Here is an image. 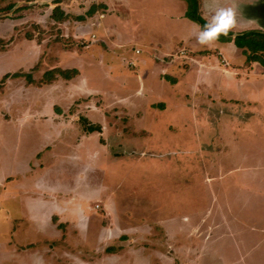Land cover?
Here are the masks:
<instances>
[{
    "label": "rangeland",
    "instance_id": "obj_1",
    "mask_svg": "<svg viewBox=\"0 0 264 264\" xmlns=\"http://www.w3.org/2000/svg\"><path fill=\"white\" fill-rule=\"evenodd\" d=\"M54 1L0 0V264H264V112L229 98L264 91L263 62H249L237 46L207 50L234 41L197 42L212 14L202 8L200 21L192 18L204 0H113L79 36L85 20L75 17L91 4L63 0L55 11ZM62 12L71 19L61 26ZM181 49L213 60H182ZM144 57L152 63L141 65ZM202 62L218 65H208L204 80ZM63 66L78 67V76L48 77ZM218 67L224 78L214 75ZM235 77L248 84L232 90ZM146 79L147 98L138 89ZM205 117L214 124L202 130ZM103 121L111 136L101 142L130 160L96 155L98 141L81 139ZM80 208L90 215L85 232L67 222L60 243L47 217L79 218ZM28 240L39 246L24 249Z\"/></svg>",
    "mask_w": 264,
    "mask_h": 264
},
{
    "label": "crops",
    "instance_id": "obj_2",
    "mask_svg": "<svg viewBox=\"0 0 264 264\" xmlns=\"http://www.w3.org/2000/svg\"><path fill=\"white\" fill-rule=\"evenodd\" d=\"M62 1L63 0H57V1H54L51 5H54V8L55 7H58V6H60L61 7V4H62ZM84 1H86V3H87V6H88V4H91V7H90V9H88L87 10V15H86V17L85 18H82V16H79V17H75L77 20H85V21H82V22H80V24H81V28H79V27H77L78 28V30H76V32H75V34H76V36H79V35H81L82 33H83V31H84V29L86 28V26L90 23V21H91V19H92V16H94L95 15V10H97L98 8H99V6L100 7H103V8H105V6H107V7H113L114 5H113V0H84ZM199 2H200V0H198ZM57 2H59L58 4H57ZM181 2V1H180ZM202 2V1H201ZM55 3H56V5H55ZM64 3V2H63ZM204 3H205V5H204ZM98 4H100V5H98ZM102 4V5H101ZM96 5H98V6H96ZM221 7H231L233 10H234V13H235V23H234V25H233V27L231 28V30H229L228 32L229 33H232L231 35H233V38H235L237 35H240V34H243V33H245V32H250V31H260V32H262V33H264V0H204V2L202 3V4H200L199 5V3H198V15L200 16V14H201V9L203 8V9H205L206 11H208L209 13H214L218 8H221ZM9 9V8H8ZM9 11H11V9L9 10ZM185 11H186V9H184L183 10V13L181 14V16L182 17H184V14H185ZM65 14V13H64ZM88 15H90V16H88ZM66 16H68V18H64V20H61V21H58L57 22V20L55 21L56 23H58V24H62V23H64V22H68L70 19H71V17H70V15H66ZM84 17V16H83ZM107 18V17H106ZM105 17L103 18V19H106ZM62 26V25H61ZM64 26V25H63ZM107 29V26H106V28H105V30ZM95 34H92L91 35V39H93V38H96V37H98L97 35H95ZM77 38V37H76ZM94 40V39H93ZM232 42V41H231ZM234 47H236V45H235V43L233 42V44L232 43H226V42H220V48L218 49V48H216V50H212V49H207V50H210V51H212V52H215V53H219V51H224V53H226V52H228V48H232V49H234ZM238 49H240V48H238ZM157 50V49H156ZM235 50V49H234ZM240 53H241V55H245L244 54V52H243V50L242 49H240V50H238ZM151 52H154V50L153 51H151ZM151 52L150 53H148L147 55L148 56H150V58H154V55L155 54H151ZM201 52H203V50H197V49H181L180 51H179V53L177 54V55H181L182 57H178V58H181L182 60H184V58H190L189 57V53H194L196 56H198L199 58H202L203 59V61L204 60H210L211 59V61L213 60V57L210 55V56H208V57H205L204 58V56H199V55H201L200 53ZM211 52V53H212ZM136 53H138V55H141L143 52H142V50H140V49H138V51L136 52ZM43 54V53H42ZM172 51H171V53H165V57H164V59H171L172 57ZM192 57V56H191ZM212 57V58H211ZM209 58V59H208ZM155 59H158V58H155ZM223 59L225 60V61H227L228 63H232V64H234V62H231L227 57H223ZM150 59H149V57H144V58H141L140 59V62H141V65H143V66H147L148 64H150V63H152V62H150L149 61ZM139 62V63H140ZM138 63V64H139ZM164 63V62H163ZM206 62H204V64H203V62H202V64H201V66H203L202 68V73H200V80H201V78H203V80H204V78H205V72H206V70H212V69H210V67H214L215 68V66H218L217 65V63H207V65L205 64ZM255 63V62H254ZM257 63V62H256ZM134 64V63H133ZM34 65V64H33ZM61 65V64H60ZM63 65V64H62ZM164 65V64H163ZM171 63H168L167 64V67L168 68H166V66L164 65V67H165V69H166V71H169V68L171 67ZM208 65L210 66V67H208ZM258 65V64H257ZM95 66H96V63H95ZM64 68H68V69H65V70H73V69H76L77 71H79V69H77L78 67H75V68H70L69 69V67L68 66H63ZM97 67V66H96ZM164 67L162 68V69H164ZM225 67H227V66H225ZM60 67L59 66H57V67H55V68H52V69H59ZM106 68V67H105ZM52 69H50V70H52ZM107 69V68H106ZM218 69H219V71L218 70H215V73H214V75H216V74H219V75H221V77H223L224 78V76H223V74H222V67H218ZM227 69V68H226ZM157 70V69H156ZM155 70V71H156ZM263 71V68L262 69H260V71ZM80 71L82 72V77L81 76H79V77H81V78H83L84 76H85V74H84V72L82 71V69L80 68ZM106 71H108L109 72V70L107 69ZM227 71V70H226ZM23 71H20V72H14V73H22ZM229 72H232V73H234V74H237L235 71H230V69H229ZM79 73V72H78ZM78 73L73 77V79L75 78V77H77L78 76ZM110 73V72H109ZM146 73V72H145ZM239 73H241V70L239 71ZM6 74H8V73H6ZM5 74V75H6ZM12 74V73H11ZM140 74L142 75V74H144L143 72H140ZM148 74H149V72H148ZM167 74V73H166ZM4 75V76H5ZM61 77V75H59V74H57L56 75V77ZM86 76H88V75H86ZM231 76H233V75H231ZM237 76L240 78V77H242L243 75H242V73H241V76H239L238 74H237ZM247 75H246V73H245V77H246ZM166 77H169V76H166ZM88 78H89V76H88ZM194 78V77H193ZM239 78H234L233 80H234V82H235V86L234 87H232L231 89L232 90H234V89H236L237 87H238V89H239V87H241V88H243L245 85H247L248 83L247 82H244L243 81V78H242V81H238L239 80ZM72 79V78H71ZM172 79V78H171ZM197 79V80H196ZM57 79H54V81L53 82H57L56 81ZM78 80V79H77ZM140 80V79H139ZM199 79L197 78V77H195V82H197ZM80 80H78V82H79ZM142 81V80H141ZM45 83H46V81H44ZM146 82V83H145ZM150 81L149 80H147L146 79V81L145 80H143V82H141V84H139V87H138V89L139 88H141V89H139V90H145V92H146V94H145V98H147L149 95H148V93L151 91V89H150V87H149V85H148V83H149ZM44 83V84H45ZM144 83V84H143ZM146 84V85H145ZM194 84V83H193ZM191 85L190 87V89H192V86L194 87V85L196 86V84H194V85ZM199 85V84H198ZM213 85V87H208V90H209V88H211V89H215L217 86L216 85H214V84H212ZM223 86H225V83H223L222 84ZM212 90V91H213ZM153 91V90H152ZM194 91V90H193ZM247 92H249V90H246ZM256 91H258V92H255V93H253V95H251L253 98H241V97H237V96H233V97H229V98H231V100H238V101H243V100H245V101H248V102H258L257 104H258V106L260 107V109L264 112V91H263V89L262 88H259V89H256ZM263 91V93H261ZM154 92V91H153ZM221 92H223V91H221ZM261 93V94H260ZM148 95V96H147ZM219 95H220V93H219ZM151 96H153V94L151 95ZM242 97H246V96H242ZM152 98V97H151ZM144 102L142 101V102H139L138 103V106H141L142 104H143ZM145 104V103H144ZM230 104V102L228 103V104H226L227 106ZM259 116H257V118L258 117H260L262 114H264V113H257ZM218 118H220V117H216V119L218 120ZM222 118V120H224V118L223 117H221ZM231 120H233L234 121V119H232V118H230ZM256 119V118H255ZM54 120L56 121V123L57 122H65L64 120L63 121H60V119H57V118H54ZM72 120V122L73 123H77V124H79V122L78 121H76L74 118H72L71 119ZM91 120L93 121V119L91 118ZM141 120V119H140ZM216 120V121H217ZM105 121V120H104ZM101 122L102 123V126L100 125V130H98V131H89L88 130V128L87 129H85L87 132H84V133H82V140H84L85 142H88V141H91V140H95V141H98V145H97V148L95 149V154L96 155H99V153H104L109 159H111V160H113V161H117V162H119V163H124L127 159H129L130 160V158H127V157H125V156H112L111 154H110V150L108 149V146L107 145H105V144H103L101 141L102 140H105V139H107V135L109 136H111V132H110V130H111V127H110V122ZM216 121H215V123H216ZM200 122H202V123H204L206 126H204V127H202V130L203 129H208V128H212V125L214 124L213 123V121H211L209 118H202V119H200ZM200 122H196V123H200ZM93 123H94V121H93ZM241 123H245V122H241ZM240 123V124H241ZM95 124V123H94ZM93 124H90V126H92ZM96 128H97V126H95ZM204 130V131H205ZM150 137V136H149ZM118 144H120V142H118ZM44 148V147H43ZM49 147H46V148H44L43 150H41V151H39V152H37L36 153V157H35V159L37 160V159H39V158H41L42 157V155H43V153L45 152V151H47V149H48ZM204 148V147H203ZM201 150V149H200ZM200 150H199V152L198 153H195V155H201L202 154V152H200ZM204 154V153H203ZM84 170L85 171H87V170H91V165L90 164H87V166H85L84 167ZM79 177H83V174H79L78 175ZM11 179V177H9L7 180H10ZM95 206V205H94ZM93 208H95V207H93ZM62 211H65V210H67V209H69V207H64L63 209L62 208H60ZM0 210H1V208H0ZM65 213V212H64ZM88 214V215H87ZM64 216H66L65 214H63V216L61 217V216H57L56 215V213H51V215H50V218H48L47 217V219H48V221H49V224H50V226L55 230V232L59 235V236H57V237H62L61 239H60V243H63L62 241H63V235H65V230L67 229V227H65V225L67 224V222H70V224L74 227V226H77V229L80 231V232H85V230H86V228H87V218L90 216L89 215V213H86L85 211H84V209H82V208H80V211H79V218H74V219H72V217H69V219L68 218H63ZM60 219L61 221H63V222H61L60 221V223H58L57 222V220H55V219ZM64 219V220H63ZM89 219V218H88ZM54 220L56 221V222H54ZM59 221V220H58ZM86 221V222H85ZM75 223H77V224H75ZM72 226H68V227H72ZM66 228V229H65ZM65 229V230H64ZM106 229H108V227H107V225H101V231H103V232H105V230ZM211 229V228H210ZM210 229H209V233H210ZM15 230H16V228H14V229H12V231H11V234H15ZM188 230H190V233H191V229H190V227L188 228ZM71 231V230H70ZM101 233V232H100ZM11 236H14V235H11ZM12 239V238H11ZM4 241H2V238H0V255H2V250H4ZM13 243V242H12ZM12 243H10V245H12ZM39 243L40 242H32V243H30L29 242V240H28V243L27 244H25L24 246H23V248L24 249H36L38 246H39ZM45 243H48V241L47 242H45ZM59 243V244H60ZM52 245H56V244H52ZM51 247V246H50ZM22 248V249H23ZM21 248H18L17 250L18 251H21L22 250ZM23 249V250H24ZM52 250L50 249V248H48V250H47V256H51V254H49V252H51ZM72 258L70 257L69 258V260H71ZM76 259V258H75ZM91 264V262H88V263H85V262H83V261H81V262H77V261H75L74 262V264Z\"/></svg>",
    "mask_w": 264,
    "mask_h": 264
},
{
    "label": "trees",
    "instance_id": "obj_3",
    "mask_svg": "<svg viewBox=\"0 0 264 264\" xmlns=\"http://www.w3.org/2000/svg\"><path fill=\"white\" fill-rule=\"evenodd\" d=\"M59 10V7L56 8L55 11ZM197 13L193 15L194 21H200V16L198 15V6H197ZM63 18H68L63 12ZM191 18V17H190ZM232 33L228 32V35H221L220 38L225 41H234L235 45L241 49H243L244 54L247 55V60L249 62H263L261 65L264 66V60L260 57L261 55L259 53L264 52V33L260 31H250V32H245L243 34L237 35L235 38H230ZM224 42V41H223ZM59 75L65 77L66 79H71L73 78L78 71L76 69L73 70H65V71H60ZM48 74V72H47ZM21 77L23 76L22 73H8L3 77V81L7 80L8 78L12 77ZM29 76V75H28ZM56 75H50L48 76L49 78H54ZM31 79L32 77L29 76ZM89 131H94L96 130L95 127H90L88 128ZM109 251V250H108Z\"/></svg>",
    "mask_w": 264,
    "mask_h": 264
},
{
    "label": "clouds",
    "instance_id": "obj_4",
    "mask_svg": "<svg viewBox=\"0 0 264 264\" xmlns=\"http://www.w3.org/2000/svg\"><path fill=\"white\" fill-rule=\"evenodd\" d=\"M235 13L231 7L218 8L200 27L196 40L201 45L216 41L221 35H227L235 23Z\"/></svg>",
    "mask_w": 264,
    "mask_h": 264
}]
</instances>
